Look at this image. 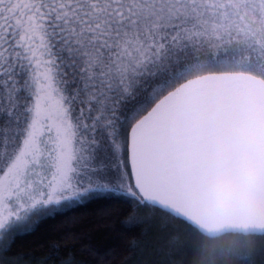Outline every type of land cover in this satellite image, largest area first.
<instances>
[{
	"label": "snow or ice",
	"instance_id": "6c2138e0",
	"mask_svg": "<svg viewBox=\"0 0 264 264\" xmlns=\"http://www.w3.org/2000/svg\"><path fill=\"white\" fill-rule=\"evenodd\" d=\"M96 200L140 264H264V0H0V264Z\"/></svg>",
	"mask_w": 264,
	"mask_h": 264
},
{
	"label": "trees",
	"instance_id": "16d2710c",
	"mask_svg": "<svg viewBox=\"0 0 264 264\" xmlns=\"http://www.w3.org/2000/svg\"><path fill=\"white\" fill-rule=\"evenodd\" d=\"M122 208L116 202L96 200L66 215L48 218L35 231L19 235L8 255L20 254L24 257L23 264H35L53 243H60L69 249H79L81 245H92L101 251L112 249L114 255L109 264H140L142 259H152L129 251L128 244L138 236L139 229L123 231L127 217ZM146 239L157 243V233H150Z\"/></svg>",
	"mask_w": 264,
	"mask_h": 264
},
{
	"label": "clouds",
	"instance_id": "9594fccd",
	"mask_svg": "<svg viewBox=\"0 0 264 264\" xmlns=\"http://www.w3.org/2000/svg\"><path fill=\"white\" fill-rule=\"evenodd\" d=\"M206 264H236L235 260L225 253L223 258L220 257L219 252L216 255L209 254Z\"/></svg>",
	"mask_w": 264,
	"mask_h": 264
}]
</instances>
